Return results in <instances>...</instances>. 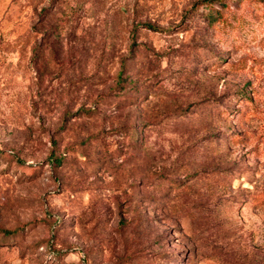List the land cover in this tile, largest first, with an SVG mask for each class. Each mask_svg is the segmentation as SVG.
Here are the masks:
<instances>
[{"label":"rangeland","instance_id":"1","mask_svg":"<svg viewBox=\"0 0 264 264\" xmlns=\"http://www.w3.org/2000/svg\"><path fill=\"white\" fill-rule=\"evenodd\" d=\"M0 264H264V0H0Z\"/></svg>","mask_w":264,"mask_h":264}]
</instances>
